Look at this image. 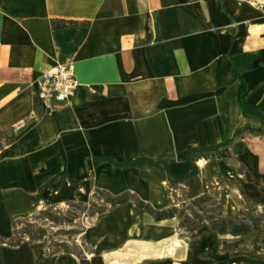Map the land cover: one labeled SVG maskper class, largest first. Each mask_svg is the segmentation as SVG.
I'll list each match as a JSON object with an SVG mask.
<instances>
[{
	"label": "crops",
	"instance_id": "0c3cea01",
	"mask_svg": "<svg viewBox=\"0 0 264 264\" xmlns=\"http://www.w3.org/2000/svg\"><path fill=\"white\" fill-rule=\"evenodd\" d=\"M58 62L80 85L69 102L49 105L37 88ZM241 79L264 112V0H0V264H139L149 256L130 255L138 233L171 242L175 214L130 202L99 215L83 257L39 238L9 242L31 203L76 196L101 166L153 168L163 192L214 194L223 214L264 203V132L220 144L241 126H263L242 109ZM211 144L220 145L192 152L198 172L173 183L158 165L123 169L95 157L166 159L178 177L191 167L189 148ZM14 188L30 196L1 197Z\"/></svg>",
	"mask_w": 264,
	"mask_h": 264
},
{
	"label": "rangeland",
	"instance_id": "374dc122",
	"mask_svg": "<svg viewBox=\"0 0 264 264\" xmlns=\"http://www.w3.org/2000/svg\"><path fill=\"white\" fill-rule=\"evenodd\" d=\"M157 172L153 168L119 171L101 166L92 179L77 187L76 196L56 202L48 200V204L31 203L30 214L13 222L14 234L9 242L18 244L39 238L48 246L67 248L83 257L91 248L88 230L96 225L102 209L113 207L108 199L123 196L126 201L121 203L130 202L133 208L155 216L175 214L177 230L169 238L182 242L172 252L168 249L172 241L148 240L147 236L152 235L148 232L141 239L142 234L138 233L131 241L130 255L140 259L149 256L139 264H264V203L241 209L236 215L223 214L218 207L220 199L214 194L188 197L185 188L170 185L163 192L154 182ZM158 188L163 193L154 200L144 198ZM141 201L144 205L139 206ZM238 227L246 229L237 233ZM160 251L166 259H159Z\"/></svg>",
	"mask_w": 264,
	"mask_h": 264
},
{
	"label": "trees",
	"instance_id": "16d2710c",
	"mask_svg": "<svg viewBox=\"0 0 264 264\" xmlns=\"http://www.w3.org/2000/svg\"><path fill=\"white\" fill-rule=\"evenodd\" d=\"M67 21L73 22V23L77 22L76 20H67ZM67 21H63L62 23H60L59 21L55 20V23L57 26H61L63 24H66ZM239 83L240 84L238 87V98H239V101L241 103L243 111L249 116L254 115V116L260 118L262 120L263 126L253 127V128L241 126L235 131V133L231 137L225 139V141L220 143V144H225L226 142L234 141L240 135H242L246 129H250L252 131L254 130V131L264 132V112L261 111L258 106H256L255 104H251L248 101V98L246 97L247 92H248V86H247V83L245 82V80L241 79V81ZM220 144H211V145H207V146H197L194 148H189L188 152H189V156L191 159V167H190L189 171L184 172L181 176H178V177H176L173 174V172L170 168V163L166 159H156V158L154 159L153 157H150L147 155H140L139 157H132V158L126 157V158L121 159V158L115 157L114 155H110V154H106V153L100 154V155L95 156V157L96 158H98V157L99 158H105L108 161H110L111 163H114L115 166H117L118 168H123V169L126 167H129V166H140L143 164L158 165L160 167L165 168L168 171L170 181L173 183L174 181H183L185 178L192 176L198 172L196 163H195L193 156H192L193 151H197V149L215 148ZM66 177H67V174L64 175V179ZM82 181H83V179L76 181V183L80 184ZM47 185H49V184L47 183ZM60 185H57L55 187H59ZM14 192H22L23 194L30 196V194L26 190L21 189V188H14V189H11L10 191H7L6 193H4L1 197H5V196H7L11 193H14ZM108 201H109V203H111V206H113V205H117L121 202H124L126 200L123 196H120V197L109 198ZM142 205H144V201H141L139 204V206H142ZM108 209H109V207L102 209L101 213L106 212ZM170 214H173V213H162V214H160V217L168 216ZM245 229H246L245 227H242V228L238 227V229H236L235 232L240 233Z\"/></svg>",
	"mask_w": 264,
	"mask_h": 264
},
{
	"label": "built area",
	"instance_id": "2783aa9c",
	"mask_svg": "<svg viewBox=\"0 0 264 264\" xmlns=\"http://www.w3.org/2000/svg\"><path fill=\"white\" fill-rule=\"evenodd\" d=\"M79 85L80 80L75 68L72 65L58 62L41 74L37 90L50 105L52 100L69 102Z\"/></svg>",
	"mask_w": 264,
	"mask_h": 264
},
{
	"label": "bare ground",
	"instance_id": "6f19581e",
	"mask_svg": "<svg viewBox=\"0 0 264 264\" xmlns=\"http://www.w3.org/2000/svg\"><path fill=\"white\" fill-rule=\"evenodd\" d=\"M172 242H173V244L171 243V245H169V248H168L172 252L177 248V245H181L182 244V242L179 239H173ZM62 249H64V248H62ZM160 255L164 256L165 254H164L163 251H161ZM111 264H117V263L116 262H112Z\"/></svg>",
	"mask_w": 264,
	"mask_h": 264
}]
</instances>
